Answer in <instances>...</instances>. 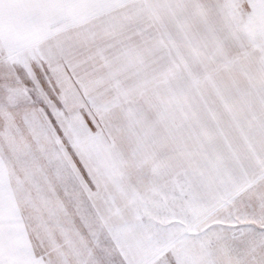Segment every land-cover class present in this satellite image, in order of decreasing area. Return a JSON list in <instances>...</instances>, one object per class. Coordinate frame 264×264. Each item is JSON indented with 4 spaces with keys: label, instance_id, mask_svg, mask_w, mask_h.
Masks as SVG:
<instances>
[{
    "label": "rangeland",
    "instance_id": "374dc122",
    "mask_svg": "<svg viewBox=\"0 0 264 264\" xmlns=\"http://www.w3.org/2000/svg\"><path fill=\"white\" fill-rule=\"evenodd\" d=\"M253 18L248 15L247 41L240 43L246 47L240 49L233 39L231 47L227 42L222 47L204 41L201 34L186 33L183 43L190 45L191 38L195 48L167 49L161 64L151 63L158 59L157 50L150 47L158 33L146 25L150 42L132 48L135 65L128 58L127 64L114 63L112 80L94 90L90 107L98 108L101 123L84 128L78 115L70 116L74 123H66L72 140H86L90 159L72 160V166L91 210L109 230L114 227L110 218L118 219L123 241L129 230L133 264H264V214L250 213L243 200L249 199L243 192L254 183L256 169L264 168V144L255 143L245 131V123H260L264 131V32L257 30ZM124 34L132 39L142 33ZM121 107L117 115L114 111ZM191 150L196 152L192 160L186 156ZM95 152L100 159H94ZM210 170L219 174H208ZM178 178V188L184 178L187 183L199 180L198 197H184L182 215L165 202ZM167 186L172 190L166 192ZM6 189V184L0 185V231H15L9 217L20 213L10 198L13 189ZM77 194L71 191L67 197L84 205ZM194 202L200 217H187ZM31 213V208L23 209L24 216ZM204 218L209 224L200 223ZM196 229L198 241L188 235ZM14 242L3 241L2 251H12Z\"/></svg>",
    "mask_w": 264,
    "mask_h": 264
},
{
    "label": "crops",
    "instance_id": "0c3cea01",
    "mask_svg": "<svg viewBox=\"0 0 264 264\" xmlns=\"http://www.w3.org/2000/svg\"><path fill=\"white\" fill-rule=\"evenodd\" d=\"M147 1L0 0V185L6 184L9 193L8 187L13 189L10 198L15 199L20 213L9 217L17 230L0 231V264H133L129 230L123 241L118 219L110 218L114 227L109 230L103 218L91 210L72 166V160L90 159L86 140H72L71 126L66 123H74L70 120L74 115L81 117L84 128L87 123H101L98 108L90 107L94 90L112 80L114 63L135 65L136 49L132 48L150 42L146 25L158 33V40L150 46L158 53L151 63L157 64L166 62L167 49L195 48L191 38L190 45L183 43L186 33L201 34L204 41L219 42L222 47L226 42L231 47L233 39L241 49L246 47L240 43L247 41L246 23L251 14L257 30L264 32V0ZM123 32L142 34L128 39ZM130 48L132 52L126 56ZM143 56L150 61L148 55ZM122 109L114 112L118 115ZM245 131L251 132L255 143L264 144L260 123H245ZM95 143L90 144L96 147ZM187 153L192 160L196 152ZM94 159H100L97 153ZM256 170L254 183L243 192L249 199L243 200L250 213L258 215L264 214V168ZM210 171L208 174H219ZM188 172L182 173L181 180ZM179 179L165 202L182 215L184 197L190 201L198 197L195 187L199 188V180L187 183L184 178L178 188ZM169 190L167 186L166 192ZM71 191L79 193L78 201L84 205L67 197ZM193 204L187 217L199 216V207ZM24 208H31L32 213L24 216ZM204 219L197 223L209 224ZM188 235L198 241L200 231ZM10 240L15 241L13 250L3 252V241Z\"/></svg>",
    "mask_w": 264,
    "mask_h": 264
}]
</instances>
